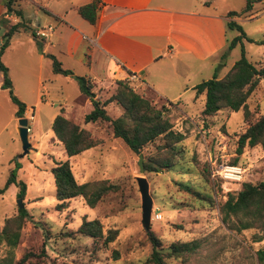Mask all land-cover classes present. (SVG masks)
<instances>
[{"label": "rangeland", "instance_id": "1", "mask_svg": "<svg viewBox=\"0 0 264 264\" xmlns=\"http://www.w3.org/2000/svg\"><path fill=\"white\" fill-rule=\"evenodd\" d=\"M244 6V0H215L214 9L210 7L209 11L216 15H222L225 11L236 12V20L232 22L250 40H240L244 56L258 67L264 64V45L255 43L264 35V0H255L248 12L240 14ZM238 34L235 28L227 29L226 39L230 41ZM224 51L225 47L220 53V61L211 70L212 75L218 78L240 56L239 44L222 57ZM207 77L208 73H202L194 81L202 82ZM62 87L63 96L72 95L70 87ZM112 90V86H95L91 91L94 98L102 102ZM145 95L157 107L164 103L159 102L151 92ZM23 103L27 108L36 104L37 108L33 120L28 121L27 154L20 157L21 146L12 125L0 135V189L14 165L18 166L16 181L25 185L22 200L16 198L18 190L14 185L0 194V227L4 219L16 214L17 200H20L21 208L27 214L13 250L14 261L22 254L30 253L32 257L26 264H146L150 245L140 224V201L135 183L136 177H143L151 199L149 230L162 241L164 248L172 242L193 240L199 245L185 262L179 258H169L165 260L166 264H260L257 252L264 249V231H237L236 220L230 218L222 222L218 210L226 195L236 193L241 183L255 184L264 180V150L244 148L237 157L236 165L244 170L239 184L210 177L218 166L229 164L235 158L233 150L236 138L246 127L240 111L221 110L212 117L203 118L200 115L202 102L198 99L179 102L183 107L165 104L173 131L182 134L184 139L177 147L173 171L160 173H140L137 155L130 153L120 140L111 137L107 123L89 124L90 133L101 139L102 143L67 159L73 178L78 184L107 180L117 185L119 190L108 195L93 209L86 207L80 198H73L65 209L58 212L54 208L56 202L49 169L55 163L66 160V157L57 142L46 139L45 134L50 130L47 120L56 105L68 107L72 103H79L43 102V106L39 105L40 102ZM248 104L249 109L256 112L254 119L264 116V80L259 82ZM255 106H258L257 111ZM104 110L110 119L120 114V109L113 103L107 104ZM68 117L79 125L82 123L83 116L72 113ZM152 152L151 144L145 146L140 153L142 161L143 156ZM204 169L213 170L208 182L202 180ZM177 183L199 192L203 200L185 192ZM155 214L160 215V220L153 219ZM83 219L99 220L103 232L107 228L117 229V238L103 246L100 240L79 235L76 228ZM5 250L6 247L0 244V258L5 255ZM113 251L118 253L117 259H113Z\"/></svg>", "mask_w": 264, "mask_h": 264}, {"label": "crops", "instance_id": "2", "mask_svg": "<svg viewBox=\"0 0 264 264\" xmlns=\"http://www.w3.org/2000/svg\"><path fill=\"white\" fill-rule=\"evenodd\" d=\"M92 1L16 2L33 36L35 32L45 34L33 37L29 30L18 31L0 57L11 92L25 107L23 117L30 112L33 120L37 113L36 104L27 108L23 102H40V106L43 102L79 103L52 108L49 127L60 112L65 117L88 113L91 105L71 76L87 78L93 88L126 81L133 91L151 92L157 100L172 106L183 107L179 102L196 99L203 104V96L196 97L193 90L201 81L194 80L202 73H208V79L213 77L211 70L225 47V23L236 20L226 16L230 11L222 15L209 11L210 7L214 9L215 0H97L96 19L91 25L79 17L76 9ZM4 11L0 0V36L18 22L17 17ZM46 55L71 76L53 74ZM1 80L0 73V85ZM62 86L70 87L72 95L63 96ZM15 110L6 90L0 87V135L10 125L16 131ZM88 126L80 124L89 131ZM45 137L54 140L50 130Z\"/></svg>", "mask_w": 264, "mask_h": 264}, {"label": "trees", "instance_id": "3", "mask_svg": "<svg viewBox=\"0 0 264 264\" xmlns=\"http://www.w3.org/2000/svg\"><path fill=\"white\" fill-rule=\"evenodd\" d=\"M19 0H3L5 14H12L18 18V22L9 25L0 36V57L8 46L9 40L20 30L32 31L24 21L20 10L16 8ZM255 0H244L245 6L240 14L246 13L250 5ZM97 0L78 7L77 14L88 24H94L97 14ZM227 17H235L236 12H228ZM235 28L239 33L230 41L225 39V51L222 57L230 51L236 44H239L240 56L229 67L226 73L218 78L213 76L211 79L202 81L193 87L195 96H203L202 109L200 115L203 118L214 116L221 110L230 112H241L242 120L246 124L244 131L239 134L235 141L233 154L235 158L229 163L236 165L244 148H260L264 150V116L253 115L255 111L249 109L251 95L259 87V82L264 80V64L255 66L248 62L244 56L240 40L243 38L250 41L242 33L240 27L234 22L225 23V29ZM35 37V36H33ZM257 45H264V35L255 42ZM41 49V45L37 43ZM51 61V71L53 74L71 76V73L61 69L60 64L49 55ZM0 73L2 75L1 89L6 90L10 102L15 106V117L23 118L24 105L19 102L11 92L10 82L7 78L6 68L0 63ZM77 84L79 93L90 103L91 109L82 117V124H94L105 122L108 124L110 134L113 139L120 140L128 151L134 155L141 153V150L151 144L153 152L143 156V172L160 173L162 171H173L176 162L175 156L177 147L184 139V136L172 129V123L165 104L161 103L158 107L149 100L145 94L133 91L126 81H115L111 94L102 102L94 98L92 93L93 85L85 77L71 76ZM159 101V100H158ZM160 102V101H159ZM109 103L115 104L120 109V114L114 119H110L105 113V106ZM258 110V106H255ZM50 131L54 140L62 147L66 159L80 155L81 153L97 147L102 140L94 137L90 131L83 129L71 117H65L62 112L53 117L50 124ZM17 165L8 171L5 183L0 189V194L10 186L17 187L16 198L22 200L25 193V185L16 181ZM213 170L204 169L201 173L203 182H208V177ZM49 173L53 182V198L56 202L54 208L60 212L66 208L69 200L80 198L84 205L93 209L101 203L108 195L115 194L119 188L115 184H110L107 180H93L84 183H76L73 178L67 160L55 163ZM185 192L203 200V196L197 191L191 190L187 185L177 183ZM221 221L226 222L234 218L238 224L237 231L256 229L264 231V180L255 184L243 182L240 189L234 194H227L225 200L219 206ZM27 214L23 208L16 211L14 216L3 220L0 227V244L6 247L5 255L0 258V264H26L32 257L30 253L22 254L14 261L13 250L15 249L21 227L26 220ZM79 235L88 237L92 240H100L101 245L106 246L112 243L118 235L117 229L107 228L102 231V225L97 219L86 221L83 219L76 228ZM146 238L150 245V253L145 260L146 264H166L169 258H179L185 262L187 257L194 253L199 245L193 240L190 242H172L164 248L162 241L156 237L149 229ZM113 259H117L118 253L112 252ZM257 259L260 264L264 260V249L257 252Z\"/></svg>", "mask_w": 264, "mask_h": 264}, {"label": "water", "instance_id": "4", "mask_svg": "<svg viewBox=\"0 0 264 264\" xmlns=\"http://www.w3.org/2000/svg\"><path fill=\"white\" fill-rule=\"evenodd\" d=\"M17 136L21 146V156H24L28 152L29 143L27 142V132H26V119L20 118L17 120V128H16ZM137 167L140 173L143 172V164H142V156L137 155ZM136 188L139 195L140 201V224L142 229L147 232L149 229L150 222V211H151V199L148 194V186L147 182L143 177L135 178ZM17 208L20 209L22 207L20 200H17Z\"/></svg>", "mask_w": 264, "mask_h": 264}, {"label": "built area", "instance_id": "5", "mask_svg": "<svg viewBox=\"0 0 264 264\" xmlns=\"http://www.w3.org/2000/svg\"><path fill=\"white\" fill-rule=\"evenodd\" d=\"M50 30V29H47ZM35 37H45V34L42 32H35L34 33ZM133 78L130 77L129 80L131 81ZM26 119V132L27 134L30 132L29 126H28V121L32 120V116H28ZM244 173V170L239 167L238 165H230V164H221L218 166L214 172L210 175V177L217 178L221 180L222 182H228L231 184H239L242 180V175ZM153 219L155 220H160V215L155 214Z\"/></svg>", "mask_w": 264, "mask_h": 264}]
</instances>
